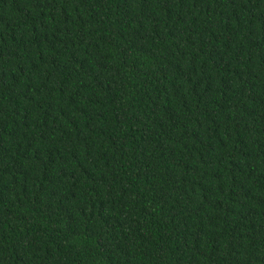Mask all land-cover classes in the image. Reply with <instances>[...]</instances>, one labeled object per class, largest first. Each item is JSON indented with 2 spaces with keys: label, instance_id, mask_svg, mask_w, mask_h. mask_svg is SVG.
I'll return each mask as SVG.
<instances>
[{
  "label": "trees",
  "instance_id": "trees-1",
  "mask_svg": "<svg viewBox=\"0 0 264 264\" xmlns=\"http://www.w3.org/2000/svg\"><path fill=\"white\" fill-rule=\"evenodd\" d=\"M0 264H264V0H0Z\"/></svg>",
  "mask_w": 264,
  "mask_h": 264
}]
</instances>
